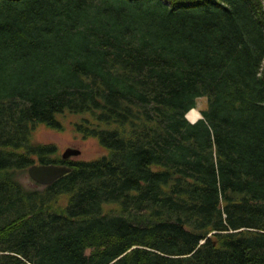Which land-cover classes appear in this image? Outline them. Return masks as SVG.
<instances>
[{
  "label": "trees",
  "instance_id": "obj_1",
  "mask_svg": "<svg viewBox=\"0 0 264 264\" xmlns=\"http://www.w3.org/2000/svg\"><path fill=\"white\" fill-rule=\"evenodd\" d=\"M0 264H264V0H0Z\"/></svg>",
  "mask_w": 264,
  "mask_h": 264
},
{
  "label": "rangeland",
  "instance_id": "obj_2",
  "mask_svg": "<svg viewBox=\"0 0 264 264\" xmlns=\"http://www.w3.org/2000/svg\"><path fill=\"white\" fill-rule=\"evenodd\" d=\"M208 101L206 98H201L198 100L197 111L205 110L207 108ZM202 117L200 113V117ZM78 120V117L70 116L65 122L66 130L65 132H58L51 129H48L45 126H40L35 133V141L42 144H56L60 150V156L62 157L63 153L67 148H75L81 150L82 154L79 157L72 158L73 161L76 160H94L99 158L105 151L98 144L97 140L89 139L84 141L81 135L77 134L74 130L73 124ZM28 185L35 186V183L32 182L31 178L26 179Z\"/></svg>",
  "mask_w": 264,
  "mask_h": 264
},
{
  "label": "water",
  "instance_id": "obj_3",
  "mask_svg": "<svg viewBox=\"0 0 264 264\" xmlns=\"http://www.w3.org/2000/svg\"><path fill=\"white\" fill-rule=\"evenodd\" d=\"M201 117L200 119H202ZM188 119V117H187ZM189 120V119H188ZM190 121V120H189ZM192 122V121H190ZM192 122V123H196ZM81 150L75 148H67V150L63 153L62 159L69 160L74 157L81 156ZM72 167L67 164H42L38 163L31 166L28 169V174L30 178L41 185H52L64 177L68 176L72 173Z\"/></svg>",
  "mask_w": 264,
  "mask_h": 264
},
{
  "label": "bare ground",
  "instance_id": "obj_4",
  "mask_svg": "<svg viewBox=\"0 0 264 264\" xmlns=\"http://www.w3.org/2000/svg\"><path fill=\"white\" fill-rule=\"evenodd\" d=\"M188 119L192 122L198 121V118L200 117V113L197 111V109H193L189 114H188Z\"/></svg>",
  "mask_w": 264,
  "mask_h": 264
}]
</instances>
